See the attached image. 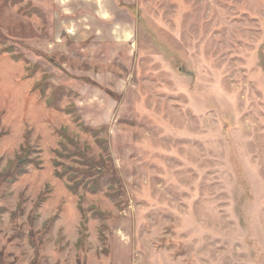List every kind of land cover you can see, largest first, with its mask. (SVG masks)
Here are the masks:
<instances>
[{"label":"rangeland","instance_id":"obj_1","mask_svg":"<svg viewBox=\"0 0 264 264\" xmlns=\"http://www.w3.org/2000/svg\"><path fill=\"white\" fill-rule=\"evenodd\" d=\"M0 264H264V0H0Z\"/></svg>","mask_w":264,"mask_h":264}]
</instances>
